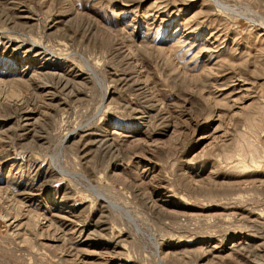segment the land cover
<instances>
[{"label": "rangeland", "instance_id": "rangeland-1", "mask_svg": "<svg viewBox=\"0 0 264 264\" xmlns=\"http://www.w3.org/2000/svg\"><path fill=\"white\" fill-rule=\"evenodd\" d=\"M0 264H264V0H0Z\"/></svg>", "mask_w": 264, "mask_h": 264}]
</instances>
